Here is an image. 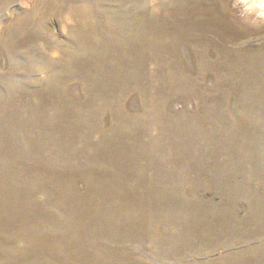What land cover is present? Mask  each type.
I'll return each instance as SVG.
<instances>
[{
    "label": "rangeland",
    "instance_id": "374dc122",
    "mask_svg": "<svg viewBox=\"0 0 264 264\" xmlns=\"http://www.w3.org/2000/svg\"><path fill=\"white\" fill-rule=\"evenodd\" d=\"M0 264H264V10L0 0Z\"/></svg>",
    "mask_w": 264,
    "mask_h": 264
},
{
    "label": "clouds",
    "instance_id": "9594fccd",
    "mask_svg": "<svg viewBox=\"0 0 264 264\" xmlns=\"http://www.w3.org/2000/svg\"><path fill=\"white\" fill-rule=\"evenodd\" d=\"M22 2L24 3L25 6H27V0H22ZM259 7L264 8V0H260ZM40 47L41 48L44 47L43 43L40 44ZM51 55H52V57H56L58 55V53L53 51L51 53Z\"/></svg>",
    "mask_w": 264,
    "mask_h": 264
},
{
    "label": "bare ground",
    "instance_id": "6f19581e",
    "mask_svg": "<svg viewBox=\"0 0 264 264\" xmlns=\"http://www.w3.org/2000/svg\"><path fill=\"white\" fill-rule=\"evenodd\" d=\"M258 5H259V3H260V0L259 1H257V0H254ZM263 10H264V8H262Z\"/></svg>",
    "mask_w": 264,
    "mask_h": 264
}]
</instances>
